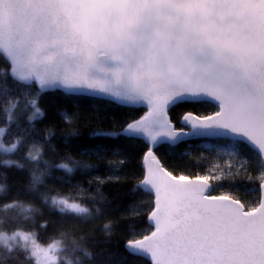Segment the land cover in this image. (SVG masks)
<instances>
[{"label":"snow or ice","instance_id":"obj_1","mask_svg":"<svg viewBox=\"0 0 264 264\" xmlns=\"http://www.w3.org/2000/svg\"><path fill=\"white\" fill-rule=\"evenodd\" d=\"M0 63L10 68L21 95H32L25 100L29 121L43 115L38 97L47 90L147 108L116 133L143 136L147 142L132 192L149 197L148 227L127 240L130 254L146 264H264V0H0ZM0 72L7 75V69ZM9 96V88L0 86L2 153L20 151L26 142L12 133L22 118L17 110L23 114V109ZM180 105L193 110L180 117L177 127L171 113ZM197 106L211 110L197 111ZM6 135L11 137L7 144ZM191 139H213L220 151L240 156L241 162L214 164L194 176L175 175L154 148ZM249 156L259 168L260 198L249 204L229 192L214 195L227 178L225 168L231 173L235 167L239 174ZM22 159L25 163L0 159V166L24 170L38 154L29 150ZM72 164L57 167L72 173L79 162ZM43 175L31 172L29 192ZM43 198L62 214L91 215L66 197ZM0 208H20L24 221L38 211L18 201ZM0 241L8 252L28 251L30 242L39 264H60L55 255L62 250L60 241L43 248L33 232L24 230L0 232Z\"/></svg>","mask_w":264,"mask_h":264},{"label":"trees","instance_id":"obj_2","mask_svg":"<svg viewBox=\"0 0 264 264\" xmlns=\"http://www.w3.org/2000/svg\"><path fill=\"white\" fill-rule=\"evenodd\" d=\"M0 69H7V75L0 72V86L6 85L9 98L14 96L19 99L23 109V114L17 110L16 115H22V118L12 125V133L26 139L20 151L0 152V159L25 163L22 156H27L29 150L34 155L38 154V160L28 164L24 170L0 166V186L5 189L0 192V205L18 201L38 209L31 220L24 221L20 208H0V232L10 235L13 230L31 231L40 245L60 241V264H146L143 258L130 254L125 244L148 227L149 197L132 192L142 173L147 142L141 137L126 138L116 133L127 122L142 117L147 108L136 106L134 109L109 98L47 90L38 97L43 115L29 121L27 117L31 115V108H25V100L31 99L32 95H21L22 90L6 64L0 63ZM191 110L189 106L180 105L172 111L177 127L180 117ZM195 110L207 112L211 109L197 106ZM4 126L5 118L0 113V127ZM98 130L110 135L94 136L93 133ZM10 138L5 136L6 144ZM217 145L218 142L213 139H191L175 145L163 143L157 145L154 151L161 163L175 175L204 174L212 165L224 167L229 160L234 166L239 165L240 156L229 157ZM121 159L125 161L123 165L118 163ZM73 161L79 162V166L74 167L72 173L57 167L61 163L73 167ZM33 170L37 174L44 173L43 182L29 192L28 183ZM225 172L227 178L216 187L214 195L229 192L249 204L260 198V182L256 179L259 168L255 158L249 156L248 163L239 174L235 173V167L233 172L228 173L227 168ZM113 174L122 179L109 181L108 177ZM44 195H59L81 203L91 215L62 214L51 207L50 199L45 203ZM135 210H138V215ZM106 224L110 225V231L105 230ZM85 252L90 255L86 256ZM0 264L37 262L31 256L29 246L28 251L17 247L8 252L0 241Z\"/></svg>","mask_w":264,"mask_h":264},{"label":"rangeland","instance_id":"obj_3","mask_svg":"<svg viewBox=\"0 0 264 264\" xmlns=\"http://www.w3.org/2000/svg\"><path fill=\"white\" fill-rule=\"evenodd\" d=\"M206 145H209L210 146V144L209 143H206ZM40 245V244H39ZM49 245V244H48ZM48 245H40L41 247H43V248H47L48 247ZM29 247H30V249H31V251H32V245H31V243L29 242V245H28ZM60 247V246H59ZM55 255H57L58 256V258H59V262H60V260H61V254H60V251H58L57 253H55ZM35 258V260H36V262H37V264H39V262H38V258L37 257H34Z\"/></svg>","mask_w":264,"mask_h":264},{"label":"water","instance_id":"obj_4","mask_svg":"<svg viewBox=\"0 0 264 264\" xmlns=\"http://www.w3.org/2000/svg\"><path fill=\"white\" fill-rule=\"evenodd\" d=\"M11 73V72H10ZM93 96V95H92ZM100 97H102V96H100ZM103 98H108V97H103ZM109 99H111V98H109ZM140 119V118H139ZM137 137H141V138H143V139H145L143 136H137ZM178 144V143H177ZM144 163H145V161H144V157H143V160H142V167L144 166Z\"/></svg>","mask_w":264,"mask_h":264}]
</instances>
